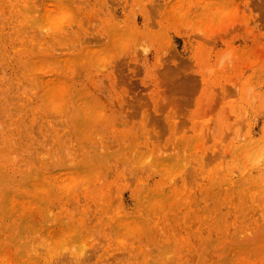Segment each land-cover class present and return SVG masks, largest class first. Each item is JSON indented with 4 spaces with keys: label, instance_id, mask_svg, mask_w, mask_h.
Returning <instances> with one entry per match:
<instances>
[{
    "label": "rangeland",
    "instance_id": "1",
    "mask_svg": "<svg viewBox=\"0 0 264 264\" xmlns=\"http://www.w3.org/2000/svg\"><path fill=\"white\" fill-rule=\"evenodd\" d=\"M84 245L264 264V0H0V264Z\"/></svg>",
    "mask_w": 264,
    "mask_h": 264
},
{
    "label": "bare ground",
    "instance_id": "2",
    "mask_svg": "<svg viewBox=\"0 0 264 264\" xmlns=\"http://www.w3.org/2000/svg\"><path fill=\"white\" fill-rule=\"evenodd\" d=\"M76 125H77V123H76ZM79 127V125H77L76 126V128H78ZM84 200H85V198H84ZM88 200V199H87ZM76 211V210H75ZM74 211V212H75ZM91 211V210H90ZM73 212V213H74ZM72 213V214H73ZM76 213V212H75ZM98 213V212H97ZM87 214V213H86ZM92 214H93V212H92ZM78 215V214H77ZM96 216V215H95ZM75 217H76V215H75ZM90 217H91V215H90ZM89 217V218H90ZM94 218V217H93ZM91 221V223H92V221H93V219L92 220H90ZM87 222V221H86ZM85 222V223H86ZM91 223H90V225H91ZM86 225H89V224H86ZM85 225V226H86ZM73 226H72V223H70V224H66V225H64V227L63 228H60V230H62L64 233L62 234V233H58V234H56L55 233V230H53V229H51V230H49L48 232H47V242H48V245H50V246H54V245H56V244H59V243H62L63 241H65V240H67V239H69V238H71V237H77V236H75V233L73 232V228H72ZM85 228V227H84ZM78 230H79V228H78ZM101 230V229H100ZM93 234V233H92ZM99 233H97L95 236H97ZM91 237H93L92 235H91ZM82 238V237H81ZM54 240H58V242H55ZM86 240H87V238H86ZM94 240V239H93ZM98 241V240H97ZM97 241H95V243L97 242ZM69 242V241H68ZM95 243H93V246H95V247H98V246H96V245H94ZM98 243V242H97ZM100 244V243H99ZM92 246V247H93ZM100 246V245H99ZM64 247H68V246H62L61 247V249H63ZM86 245H84V247L82 248V247H80V251L79 252H73L71 249H70V252L68 253L71 257L70 258H72V259H74V261L73 262H71L72 264H80V261H81V259H82V257L84 256V255H86V253H87V249H86ZM91 247V248H92ZM94 248V247H93ZM95 249V248H94ZM90 250H92V249H90ZM95 251V250H94ZM88 252H90V251H88ZM67 253V252H66ZM93 253H95V252H93ZM51 255L52 256H56L57 255V253H51ZM87 255H88V253H87ZM92 255V254H91ZM90 255V256H91ZM90 256L88 255V257H89V259L90 260H92L91 258H90ZM58 257H60L61 258V263H63V261H65L66 260V258L67 257H69L68 255H67V257H66V255L65 254H62V253H60V254H58ZM92 257H93V255H92ZM81 258V259H80ZM85 258V257H84ZM84 258H83V260H84ZM69 259V258H68ZM82 260V261H83ZM86 260H88V259H86ZM72 261V260H71ZM51 262H52V264H53V261L51 260ZM59 262V261H58ZM84 262L85 261H83V263L82 264H84ZM90 262V261H89ZM102 262V261H101ZM60 263V262H59ZM103 263H104V261H103ZM58 264V263H57ZM65 264V263H64ZM69 264V263H68ZM86 264V263H85ZM98 264V263H97Z\"/></svg>",
    "mask_w": 264,
    "mask_h": 264
}]
</instances>
